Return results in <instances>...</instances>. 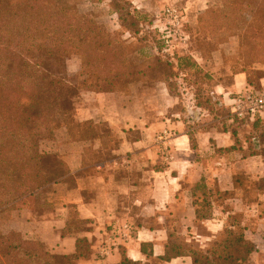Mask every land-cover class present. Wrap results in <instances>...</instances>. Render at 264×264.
Listing matches in <instances>:
<instances>
[{"label":"crops","instance_id":"obj_1","mask_svg":"<svg viewBox=\"0 0 264 264\" xmlns=\"http://www.w3.org/2000/svg\"><path fill=\"white\" fill-rule=\"evenodd\" d=\"M259 81L264 88V77ZM218 86L225 116L194 99L184 102L162 80L135 82L127 93L83 91L74 115L80 131L62 128L46 148L50 160L63 163L62 176L36 193L37 204L12 211L7 228L62 255L76 253L77 239H85L88 254L76 264H115L120 248L150 264H192L188 255L159 258L170 239L206 250L234 213L249 217L244 236L257 243L264 216L244 202L243 179L264 177V113L255 124L230 113L231 97L251 87L245 73ZM257 195L264 189L257 187ZM202 203L210 212L205 219L196 216ZM72 214L81 222L64 233ZM122 223L130 234L101 256L100 244Z\"/></svg>","mask_w":264,"mask_h":264},{"label":"trees","instance_id":"obj_2","mask_svg":"<svg viewBox=\"0 0 264 264\" xmlns=\"http://www.w3.org/2000/svg\"><path fill=\"white\" fill-rule=\"evenodd\" d=\"M219 2L206 9L200 20L206 15L205 23L213 30H227L240 12H247L250 21L245 42L264 61V0ZM121 34L109 35L92 17L81 15L62 0H0V215L26 207L36 193L59 181L63 163L50 160L41 148L42 141H56L62 128L77 135L80 125L74 115L83 91L127 93L133 83L147 80H162L173 91L176 72L171 62L161 57L153 65L135 62ZM72 54L80 57L78 74L83 85L73 83L66 74L65 62ZM263 76L256 82L246 76L247 83L260 90ZM211 99L196 102L213 110L208 104ZM259 139L264 140V129ZM202 204L196 211L199 219L210 215L207 204ZM79 222L72 214L64 233ZM242 222L240 213L229 215L227 226L206 250L170 239L159 259L188 255L192 264H247L256 248L247 242ZM2 223L0 220V264H76L88 254L83 238L77 239L73 255L55 254L40 240ZM115 264L148 263L133 260L120 248V260Z\"/></svg>","mask_w":264,"mask_h":264},{"label":"rangeland","instance_id":"obj_3","mask_svg":"<svg viewBox=\"0 0 264 264\" xmlns=\"http://www.w3.org/2000/svg\"><path fill=\"white\" fill-rule=\"evenodd\" d=\"M62 1L75 7L81 15L92 17L109 35L122 33V41L131 49V56L135 62L153 65L156 64L158 57L169 60L176 72L175 78L173 76L172 79V92L178 94L184 102L193 99L204 102L206 98L213 97L208 104L221 116L228 115V112L224 105L217 102L221 100L215 93V90L220 88L218 85H229L233 74L238 71L245 73L253 82L264 74L263 57L245 42L244 32L250 21L247 12H240L232 28L227 30L226 28L213 30V26L205 23L206 15L200 20V15L210 6H218L219 0ZM168 7L176 8L181 13L179 34L167 33L164 10ZM65 64L66 74L72 82L83 85V78L78 74L80 57L72 54L66 59ZM143 82L148 84L152 80ZM259 87L261 89V86ZM48 145L49 142L44 140L41 148L46 150ZM257 187L263 188L264 181L244 178L243 188L246 189L247 195L243 200L249 204H257L262 211L260 216L263 217L264 195H257ZM226 199H222V202ZM37 203L38 198L35 194V199H30L26 207ZM223 204H227L226 207H233L230 201ZM11 213L12 210L0 215L1 222L5 224ZM248 218L242 215V219ZM250 221L248 225L252 226V220ZM256 233L258 235V241L254 243L256 251L251 254L247 264H264L262 242L264 227L256 230Z\"/></svg>","mask_w":264,"mask_h":264},{"label":"built area","instance_id":"obj_4","mask_svg":"<svg viewBox=\"0 0 264 264\" xmlns=\"http://www.w3.org/2000/svg\"><path fill=\"white\" fill-rule=\"evenodd\" d=\"M164 15L167 19V33L172 32L173 35L179 34V25L181 21V13L172 7L164 10ZM231 115L239 121L253 122L262 113H264V88L260 90L252 87L236 93L231 97ZM163 135L166 132L162 133ZM130 234V226L127 223L113 226L107 238L99 246V254L106 256L110 251L119 245L120 240L126 239Z\"/></svg>","mask_w":264,"mask_h":264}]
</instances>
